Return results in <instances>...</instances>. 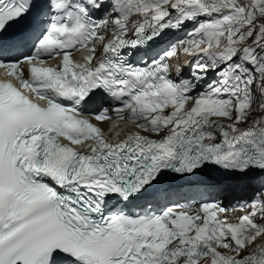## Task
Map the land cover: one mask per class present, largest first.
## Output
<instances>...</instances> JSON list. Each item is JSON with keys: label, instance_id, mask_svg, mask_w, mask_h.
I'll return each mask as SVG.
<instances>
[{"label": "snow or ice", "instance_id": "1", "mask_svg": "<svg viewBox=\"0 0 264 264\" xmlns=\"http://www.w3.org/2000/svg\"><path fill=\"white\" fill-rule=\"evenodd\" d=\"M0 69V264H264V0H0ZM207 173L258 187L168 203Z\"/></svg>", "mask_w": 264, "mask_h": 264}]
</instances>
